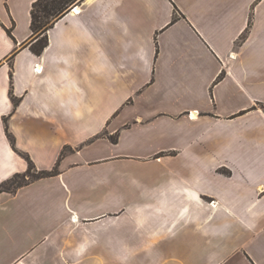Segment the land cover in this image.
Wrapping results in <instances>:
<instances>
[{
    "label": "crops",
    "instance_id": "0c3cea01",
    "mask_svg": "<svg viewBox=\"0 0 264 264\" xmlns=\"http://www.w3.org/2000/svg\"><path fill=\"white\" fill-rule=\"evenodd\" d=\"M34 1L0 0V183L56 172L0 191V264H264V0H81L40 54Z\"/></svg>",
    "mask_w": 264,
    "mask_h": 264
},
{
    "label": "trees",
    "instance_id": "16d2710c",
    "mask_svg": "<svg viewBox=\"0 0 264 264\" xmlns=\"http://www.w3.org/2000/svg\"><path fill=\"white\" fill-rule=\"evenodd\" d=\"M81 0H35L31 7V37L30 49L40 54L47 45V30L60 19L69 9ZM176 16L174 17V19ZM10 33V31H9ZM220 78V75L218 76ZM264 110V105H263ZM114 140V139H113ZM28 168L23 173L14 174L0 183V191H14L36 178L52 175L56 170H36L29 158Z\"/></svg>",
    "mask_w": 264,
    "mask_h": 264
},
{
    "label": "rangeland",
    "instance_id": "374dc122",
    "mask_svg": "<svg viewBox=\"0 0 264 264\" xmlns=\"http://www.w3.org/2000/svg\"><path fill=\"white\" fill-rule=\"evenodd\" d=\"M223 75L222 74H220V77H222ZM115 117V116H114ZM101 136H97L96 138H100ZM114 139V140H113ZM109 140L111 141V142H115L116 140H117V135H111L110 137H109ZM26 159V158H25Z\"/></svg>",
    "mask_w": 264,
    "mask_h": 264
},
{
    "label": "built area",
    "instance_id": "2783aa9c",
    "mask_svg": "<svg viewBox=\"0 0 264 264\" xmlns=\"http://www.w3.org/2000/svg\"><path fill=\"white\" fill-rule=\"evenodd\" d=\"M37 70V69H36Z\"/></svg>",
    "mask_w": 264,
    "mask_h": 264
}]
</instances>
